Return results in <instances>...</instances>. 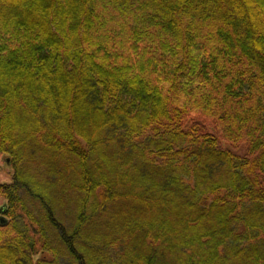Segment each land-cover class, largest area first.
<instances>
[{"label":"trees","instance_id":"16d2710c","mask_svg":"<svg viewBox=\"0 0 264 264\" xmlns=\"http://www.w3.org/2000/svg\"><path fill=\"white\" fill-rule=\"evenodd\" d=\"M0 264H264V0H0Z\"/></svg>","mask_w":264,"mask_h":264},{"label":"rangeland","instance_id":"374dc122","mask_svg":"<svg viewBox=\"0 0 264 264\" xmlns=\"http://www.w3.org/2000/svg\"><path fill=\"white\" fill-rule=\"evenodd\" d=\"M7 158L0 155V182L10 183L13 180V169L10 167V163L7 162Z\"/></svg>","mask_w":264,"mask_h":264},{"label":"water","instance_id":"95a60500","mask_svg":"<svg viewBox=\"0 0 264 264\" xmlns=\"http://www.w3.org/2000/svg\"><path fill=\"white\" fill-rule=\"evenodd\" d=\"M8 163H10V160H7ZM7 204H3L0 206V222L2 224H5L7 222L5 212H6Z\"/></svg>","mask_w":264,"mask_h":264}]
</instances>
